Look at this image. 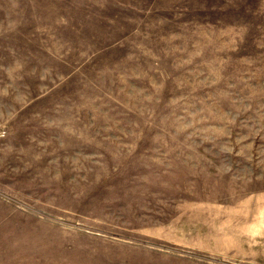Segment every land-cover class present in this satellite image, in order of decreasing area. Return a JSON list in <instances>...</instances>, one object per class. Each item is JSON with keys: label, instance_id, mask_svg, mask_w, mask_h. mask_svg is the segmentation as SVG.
Instances as JSON below:
<instances>
[{"label": "rangeland", "instance_id": "374dc122", "mask_svg": "<svg viewBox=\"0 0 264 264\" xmlns=\"http://www.w3.org/2000/svg\"><path fill=\"white\" fill-rule=\"evenodd\" d=\"M0 264H264V0H0Z\"/></svg>", "mask_w": 264, "mask_h": 264}]
</instances>
